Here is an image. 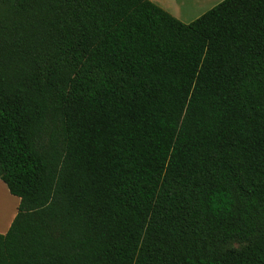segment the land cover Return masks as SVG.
<instances>
[{
  "label": "trees",
  "instance_id": "trees-1",
  "mask_svg": "<svg viewBox=\"0 0 264 264\" xmlns=\"http://www.w3.org/2000/svg\"><path fill=\"white\" fill-rule=\"evenodd\" d=\"M0 264H264V0H0Z\"/></svg>",
  "mask_w": 264,
  "mask_h": 264
},
{
  "label": "rangeland",
  "instance_id": "rangeland-1",
  "mask_svg": "<svg viewBox=\"0 0 264 264\" xmlns=\"http://www.w3.org/2000/svg\"><path fill=\"white\" fill-rule=\"evenodd\" d=\"M221 1H223V0H174V2H172V3L175 4L177 10L179 11V15L182 16L183 22L188 24V23L194 21L195 19H197L198 17H200L202 14H204L206 11H208L212 7L219 4ZM181 4H183V5H181ZM0 183L2 184L3 182H0ZM2 185L3 186L0 185V187L3 189V191L5 192L7 197L10 199V202H12V204H13L12 210L14 213L17 210L18 200L9 194V192H8L7 188L4 186V184H2ZM0 207L2 208L4 206L0 205ZM2 213L3 212L1 209V215H2ZM11 218H10L9 222L12 220ZM9 222H8V224H9Z\"/></svg>",
  "mask_w": 264,
  "mask_h": 264
},
{
  "label": "crops",
  "instance_id": "crops-1",
  "mask_svg": "<svg viewBox=\"0 0 264 264\" xmlns=\"http://www.w3.org/2000/svg\"><path fill=\"white\" fill-rule=\"evenodd\" d=\"M149 1H151L152 3L157 5L158 7L165 10L167 13H169L170 15H172L173 17L178 19L180 22L184 23L182 16L179 15V11L177 10L175 4L172 3V2H174V0H149ZM184 24H186V23H184ZM0 182H2V181L0 180ZM2 184H4V183H2ZM2 184L0 183L1 186H3ZM4 186L6 187L5 184H4ZM16 199L18 200V203H19V199L18 198H16ZM0 205L4 206L2 208L0 207V234H5L6 231L8 230L9 225L12 222L14 216L16 215V211L13 213V210H12L13 204H12V202H10V199L7 197V195L5 194V192L3 191V189L1 187H0ZM1 209L3 212L2 215H1ZM10 218L12 220L9 222ZM8 222H9V224H8Z\"/></svg>",
  "mask_w": 264,
  "mask_h": 264
},
{
  "label": "bare ground",
  "instance_id": "bare-ground-1",
  "mask_svg": "<svg viewBox=\"0 0 264 264\" xmlns=\"http://www.w3.org/2000/svg\"><path fill=\"white\" fill-rule=\"evenodd\" d=\"M181 5H183V4H181ZM11 206V205H10Z\"/></svg>",
  "mask_w": 264,
  "mask_h": 264
}]
</instances>
